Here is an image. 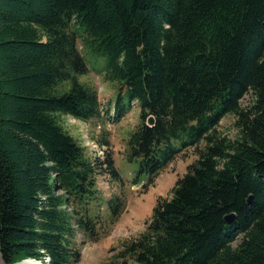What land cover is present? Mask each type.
Masks as SVG:
<instances>
[{"label": "trees", "instance_id": "16d2710c", "mask_svg": "<svg viewBox=\"0 0 264 264\" xmlns=\"http://www.w3.org/2000/svg\"><path fill=\"white\" fill-rule=\"evenodd\" d=\"M76 28L118 85L113 122L138 109L131 183L145 190L177 155L196 156L105 264H264V0H0L2 264H75L74 232L97 235L96 176L120 181L109 155L90 160L58 119L99 116L78 82ZM226 114L234 140L216 132ZM122 209L107 202L111 223Z\"/></svg>", "mask_w": 264, "mask_h": 264}, {"label": "rangeland", "instance_id": "374dc122", "mask_svg": "<svg viewBox=\"0 0 264 264\" xmlns=\"http://www.w3.org/2000/svg\"><path fill=\"white\" fill-rule=\"evenodd\" d=\"M76 30L78 36L76 47L87 68V73L79 76L78 82L95 90L99 116L87 122L76 121L66 116H58V119L63 129L83 148L90 160L92 158L103 160L107 153L120 181H112L107 175L96 176L97 201L92 210L97 215V235L94 239H88L80 232H74L73 244L79 253L75 264H105L124 244L135 240L143 233L145 221L149 218L156 199L169 196L176 179L184 174L186 166L191 164L196 156L192 149L180 153L145 190H142L140 184L131 183L136 174V163L129 164L124 161L125 141L139 125L138 109L133 104L131 110L122 119L113 122L111 110L118 85L104 79L103 57L93 55L86 50L82 46L81 32L78 28ZM251 103V96L247 93L240 99L239 107L244 110L249 108ZM234 120L233 115L226 114L219 121L216 132L228 140H234L237 136L233 127ZM113 199H120L123 203V211L111 223L106 208L107 202ZM239 241L240 237L232 243V247H235ZM0 264H2L1 260Z\"/></svg>", "mask_w": 264, "mask_h": 264}, {"label": "water", "instance_id": "95a60500", "mask_svg": "<svg viewBox=\"0 0 264 264\" xmlns=\"http://www.w3.org/2000/svg\"><path fill=\"white\" fill-rule=\"evenodd\" d=\"M145 125L146 126H152L153 125V119L152 117H148L145 121ZM249 203V200L247 201ZM234 219L233 215H227L224 217L223 221L227 224V223H230L232 220ZM25 260H28V259H25ZM25 260H21L22 261H25ZM21 262H18L17 264L21 263Z\"/></svg>", "mask_w": 264, "mask_h": 264}, {"label": "bare ground", "instance_id": "6f19581e", "mask_svg": "<svg viewBox=\"0 0 264 264\" xmlns=\"http://www.w3.org/2000/svg\"><path fill=\"white\" fill-rule=\"evenodd\" d=\"M24 263H27V264H45V263H42V262H39V261H33V260H25V261H22L21 263L19 264H24ZM17 264V263H16Z\"/></svg>", "mask_w": 264, "mask_h": 264}, {"label": "crops", "instance_id": "0c3cea01", "mask_svg": "<svg viewBox=\"0 0 264 264\" xmlns=\"http://www.w3.org/2000/svg\"><path fill=\"white\" fill-rule=\"evenodd\" d=\"M169 197V196H168Z\"/></svg>", "mask_w": 264, "mask_h": 264}]
</instances>
